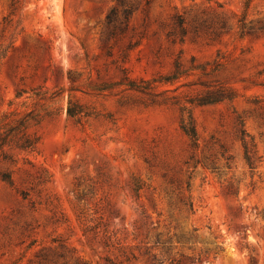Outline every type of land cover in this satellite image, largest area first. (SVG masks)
Returning a JSON list of instances; mask_svg holds the SVG:
<instances>
[{
  "label": "rangeland",
  "instance_id": "obj_1",
  "mask_svg": "<svg viewBox=\"0 0 264 264\" xmlns=\"http://www.w3.org/2000/svg\"><path fill=\"white\" fill-rule=\"evenodd\" d=\"M11 2L0 264H151L126 223L141 209L174 253L264 264V0Z\"/></svg>",
  "mask_w": 264,
  "mask_h": 264
},
{
  "label": "trees",
  "instance_id": "obj_2",
  "mask_svg": "<svg viewBox=\"0 0 264 264\" xmlns=\"http://www.w3.org/2000/svg\"><path fill=\"white\" fill-rule=\"evenodd\" d=\"M11 4L12 7H14L16 4V0H12ZM69 114L75 115L72 107L69 108ZM25 121L26 120H24V123ZM241 122L242 124H244L243 120H241ZM181 127L183 131L190 137L192 144L198 147L200 145L199 130L193 111L188 106L184 107ZM242 134L247 146V132L244 127L242 128ZM246 157L247 160L252 164V159L248 151ZM131 187L134 195L137 198H140L142 189L145 187V183L139 177L133 175ZM186 204H189L190 209L193 210L194 203L192 200L186 202ZM126 223L128 225H132V233L135 239H137V247L140 249L143 245V254L146 256L147 260L151 262V264H188L189 262L190 264H200V262H203L201 252H199V254L196 256H192L181 250L174 253L172 250V246L168 243V240H163V233L157 231V229L159 228V223L152 218L151 214L148 211L141 209L138 212L137 218H135L131 222ZM92 229H95V227H93ZM183 239L184 241L191 243L192 236H190L189 234H184ZM153 240L154 242H152ZM107 244L109 245L110 243ZM190 246H192V244H190ZM126 255L128 260L138 258V255L134 251H132L131 254ZM107 260L110 264H117V262H115L109 256L107 257Z\"/></svg>",
  "mask_w": 264,
  "mask_h": 264
}]
</instances>
